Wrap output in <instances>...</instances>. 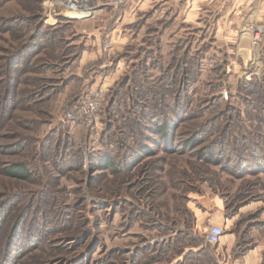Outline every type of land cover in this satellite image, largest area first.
I'll use <instances>...</instances> for the list:
<instances>
[{"label":"rangeland","instance_id":"obj_1","mask_svg":"<svg viewBox=\"0 0 264 264\" xmlns=\"http://www.w3.org/2000/svg\"><path fill=\"white\" fill-rule=\"evenodd\" d=\"M46 1L0 0V170L32 174L0 172V264H217L180 255L203 243L204 206L244 251L264 249V32L254 48L239 16L191 25L157 0H88L93 18L47 20ZM106 33L100 69L88 57ZM92 87L107 101L90 130L66 112Z\"/></svg>","mask_w":264,"mask_h":264},{"label":"crops","instance_id":"obj_2","mask_svg":"<svg viewBox=\"0 0 264 264\" xmlns=\"http://www.w3.org/2000/svg\"><path fill=\"white\" fill-rule=\"evenodd\" d=\"M143 4L150 3L151 1L156 0H142ZM159 3H163L164 8L167 6L173 7L174 12L177 14H183L185 22H189L191 25L199 24L202 21L203 14L220 17L222 20H226L227 22L222 23H230L229 17H233V19L239 16L243 21L244 25H247L251 19H254L257 22L264 23V0H236L235 3L227 6L228 0H157ZM237 4V8L234 6ZM249 5L248 12L249 16H247L246 8ZM147 5V4H146ZM145 5V6H146ZM241 6V9H240ZM225 15V16H224ZM228 15V16H226ZM214 18V17H213ZM218 18H216L217 20ZM248 21V22H247ZM208 22V21H207ZM222 23H217L218 25ZM115 31V30H114ZM112 40L114 39V34L112 33ZM114 41V40H113ZM99 56L100 58V51L98 49L97 53L88 57V62L92 59ZM83 57V56H82ZM85 58V56H84ZM207 203H211L212 201L206 200ZM214 205V204H213ZM203 217L201 219H206L207 221L215 220L224 227L225 234L221 237L220 242L218 245L215 246L216 253H208L207 247H205L202 243L199 247L193 248L192 253L195 256H203V258L207 259L208 255L211 259L214 258V255L217 254V257H222L229 260H240L244 264H263V256L264 249L262 246H254L253 248L247 249L244 251V243L239 240L241 239V235H237L235 231L228 230L227 231V223L228 220L224 218L223 213L220 210H217L216 207L208 208V206L202 207ZM215 214H219V216H215ZM201 215V216H202ZM200 219V218H199ZM202 219V220H203ZM207 223V222H206ZM190 250V249H189ZM189 252V251H188ZM195 258V257H194ZM191 261V260H190ZM197 261V260H196ZM183 262V261H182ZM193 262V261H192ZM191 262V263H192ZM182 264H186L183 262ZM195 264V263H194Z\"/></svg>","mask_w":264,"mask_h":264},{"label":"built area","instance_id":"obj_3","mask_svg":"<svg viewBox=\"0 0 264 264\" xmlns=\"http://www.w3.org/2000/svg\"><path fill=\"white\" fill-rule=\"evenodd\" d=\"M43 15L47 20L53 19H87L95 16V11L91 2L88 0H48L43 4ZM246 28L250 31L251 45L255 48L261 42L264 32L263 27L247 24ZM248 31V32H249ZM112 48V38L110 34L103 35L99 45L100 69H105L108 63V53ZM108 66V65H107ZM106 91L102 87L89 88L76 105L69 107L66 112V119L84 129L92 130L100 120L103 108L106 104ZM225 230L221 225L207 221L206 230L203 238L205 247H214L219 244ZM217 264H244L240 260L217 259Z\"/></svg>","mask_w":264,"mask_h":264},{"label":"trees","instance_id":"obj_4","mask_svg":"<svg viewBox=\"0 0 264 264\" xmlns=\"http://www.w3.org/2000/svg\"><path fill=\"white\" fill-rule=\"evenodd\" d=\"M61 20H66V19L62 18ZM186 56H187V53L184 55V57H186ZM174 60H175V56H174ZM171 66H172V63H171ZM168 121L171 122L170 119L167 117L165 119L161 118V122H163V123L155 126V128H154L155 133L164 137L167 135V134H165L167 129H168V131H167L168 133L172 132V129H173L172 125L170 123H168ZM197 138H199L198 135H197ZM197 138L195 139L194 137H192L186 143L187 148H190L189 150H193L194 148L199 146L200 141H199V139L197 140ZM197 155L200 158L199 160H202V158L213 157L212 156L213 154H212V151L210 150V148L209 149L205 148L204 150H202L200 152L198 151ZM113 164L114 163H113L112 159L107 157L106 159H104L103 163L100 165V168L106 169V168L112 167ZM0 172H1L2 176H5V177L10 178V179H14V180H19V181H28L32 176L30 168L27 165L21 164V163H15L11 166L5 167L2 170H0ZM2 216H3V214L1 215V217ZM14 225L15 226L13 228H15V229L18 228L17 226H19V222L15 223ZM186 250L187 251H185L183 249V251L181 252L180 255L186 254V252H188V251H189V253L192 252V250L191 249L189 250V248H186ZM191 254H193V253H191ZM6 256L7 257L5 258L3 264H5V262L8 259H10L12 255L7 254ZM182 259L184 260L186 258L183 256L182 257L178 256L173 264H177V263L182 264L183 262H185V260L183 261ZM188 261H190V260H188ZM187 262H185V263L187 264Z\"/></svg>","mask_w":264,"mask_h":264}]
</instances>
